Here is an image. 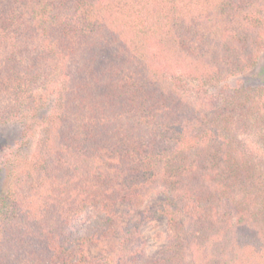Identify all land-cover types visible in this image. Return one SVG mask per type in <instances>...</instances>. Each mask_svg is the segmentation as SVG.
<instances>
[{
    "label": "trees",
    "instance_id": "16d2710c",
    "mask_svg": "<svg viewBox=\"0 0 264 264\" xmlns=\"http://www.w3.org/2000/svg\"><path fill=\"white\" fill-rule=\"evenodd\" d=\"M261 57L264 0H0V125L50 90L33 158L5 175L0 264H264V163L239 138L264 149Z\"/></svg>",
    "mask_w": 264,
    "mask_h": 264
},
{
    "label": "rangeland",
    "instance_id": "374dc122",
    "mask_svg": "<svg viewBox=\"0 0 264 264\" xmlns=\"http://www.w3.org/2000/svg\"><path fill=\"white\" fill-rule=\"evenodd\" d=\"M264 65L263 57L260 58L257 68L253 73H259ZM250 73V74H253ZM249 76V75H248ZM188 88L195 87L194 83H187ZM49 88V87H48ZM47 88V89H48ZM231 91L233 87H229ZM228 88V89H229ZM220 88H214L208 90L211 94L219 92ZM50 90L36 91L35 98L37 114L33 116L31 113L24 112L23 109H18L14 112L15 116H12L10 122L0 125V193L4 190L5 175L9 171L10 164L16 163L19 160L25 161L33 158V154L36 151V145L39 140L40 130L42 128L41 119L48 116L50 111L49 103L47 107H41L42 100H38L42 97L44 92ZM28 93H23L20 96L21 102H28ZM44 95H47L44 93ZM43 95V97H44ZM41 101V103H40ZM51 100H49L50 102ZM38 104V105H37ZM1 110H9L13 104V99L9 98L4 92L0 94ZM257 130L249 132V134H240V140H243L247 146V151L257 160L264 163V149L261 144H258ZM238 137V136H237ZM32 157V158H31ZM8 181V179H7ZM159 198H156L155 193H149L146 196L145 206L154 204ZM126 208H118L117 215L120 217L118 225L121 226V221L127 219L128 214L125 212ZM130 219V217L128 218ZM137 242L144 245L145 257L147 259H154L161 255V251L166 247V221L165 220H153L146 222L140 228L137 236ZM118 243L117 233L110 234L100 243L92 246L89 249V256L91 258L100 257L104 254L112 253L116 251Z\"/></svg>",
    "mask_w": 264,
    "mask_h": 264
}]
</instances>
